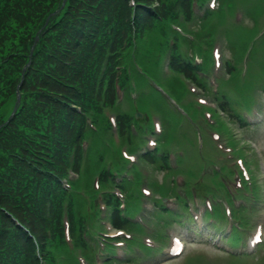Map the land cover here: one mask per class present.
Returning <instances> with one entry per match:
<instances>
[{"label": "trees", "instance_id": "16d2710c", "mask_svg": "<svg viewBox=\"0 0 264 264\" xmlns=\"http://www.w3.org/2000/svg\"><path fill=\"white\" fill-rule=\"evenodd\" d=\"M61 0H0V203L13 210L19 218L28 224H34L35 216L40 217L42 205L38 206L42 188H48L47 183H54L51 172L55 163L52 160L60 157L64 160L66 142H62L59 134V122L62 120V109L55 106L51 124L39 113L41 101L45 94L36 91L35 83L52 82L58 70L48 64L40 63L39 56L34 52V64L39 70H30L21 85L23 89L32 91L23 96L19 112L7 125H2L8 118L16 101V86L21 79V71L28 60V51L33 44L39 27L49 16L51 20L43 28L45 36L50 34L51 25L61 18V12L52 16L58 9L57 2ZM60 7V6H59ZM45 24V23H44ZM43 24V25H44ZM55 39H60L62 29ZM53 49L56 43L51 44ZM58 50H60L58 48ZM46 133L41 134V130ZM39 148L40 152H49L48 159H39L28 147ZM52 188V185H50ZM11 225L12 230H0V247L3 253L12 249V260L0 257V264H19L23 260L35 259L31 239L20 227L0 211V223ZM12 235L10 236V233ZM25 242L22 243V241ZM19 250V251H18ZM9 254V252H6Z\"/></svg>", "mask_w": 264, "mask_h": 264}, {"label": "rangeland", "instance_id": "374dc122", "mask_svg": "<svg viewBox=\"0 0 264 264\" xmlns=\"http://www.w3.org/2000/svg\"><path fill=\"white\" fill-rule=\"evenodd\" d=\"M234 6L237 4L238 8L241 12L242 9L245 10V18L242 23V27H232V21L230 15L227 12L224 14H220V18L218 16H214L211 21L208 19L206 20L208 24L206 25L207 30H210L211 33L214 31V35L217 34V44L226 46L225 40L227 39L229 46L227 45L226 48L230 46H241L242 43L248 40L249 36L251 35V27L253 26L252 16H247L246 11L247 9H252L254 5H257V15L256 20L260 22L261 19L264 20V0H232ZM198 19V18H197ZM194 19L193 26L197 27L198 20ZM238 21L239 19L236 18ZM257 24V22H254ZM224 46V47H225ZM211 47L212 45L203 46L198 50H196L198 54L206 59L208 62L211 58ZM189 87H187L183 81H170L169 83H164L163 81L159 80L158 78H154L153 87H148V92L145 95H140L139 97L141 100L144 99V106L140 108V112L145 115V120L141 123L137 124V127L141 130H149V131H156L158 133H164L166 128L164 127V117H170L172 120L179 121L181 120V126L191 128L194 127L197 133V137L199 140V146L202 148V159H204V153L210 150H214L219 148L220 145L219 141L214 139L213 133L216 132L220 137L221 140L228 134L226 126L222 124L219 120L221 116L219 113L213 108L205 107L203 104L198 103L196 99L190 96L188 93ZM154 106L153 109H157L162 116L159 114L154 115L153 109L150 108ZM129 112H131L130 108H128ZM126 108L123 110L127 113ZM210 114L212 117L210 120H207V114ZM223 117V116H222ZM264 123V121H263ZM238 129V128H237ZM262 134L258 139L257 143L254 142V145L257 147V150L260 151L257 157L261 158L264 157V125L260 126L258 129ZM206 164V160H203V171ZM209 169V168H208ZM211 171L210 178L211 181H203L193 185L192 188L196 189V193L201 196V198L208 197L212 199L213 197H221L223 210L225 208H230L235 215L236 212V205L232 200L227 198L224 193L227 191V187L224 183L221 182H213V178L218 175L229 181L230 183H234L232 181L231 171L229 170V165L221 168L217 166L216 168L211 167L209 169ZM209 191L211 193H209ZM264 191V189H263ZM263 194V193H262ZM213 207L211 208L212 212L217 215L219 206L212 202ZM257 208L260 213H264V198L260 202H258ZM191 235V234H190ZM189 237V236H188ZM188 244V248L191 250L193 248L201 247L200 249H206L207 245L205 244H195L194 242L190 241ZM212 249V248H210ZM260 256L264 255V245L262 246L261 251L259 252ZM195 252L188 255L186 260L189 262L194 258ZM243 261L236 260V264H242ZM180 264V263H174ZM196 264H224L223 261L219 258H213L209 255H201L200 259H197Z\"/></svg>", "mask_w": 264, "mask_h": 264}]
</instances>
